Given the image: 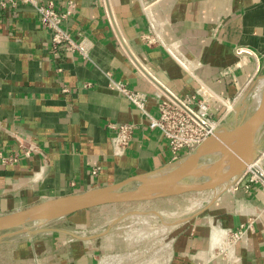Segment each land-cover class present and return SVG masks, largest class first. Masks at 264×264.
Wrapping results in <instances>:
<instances>
[{
  "label": "crops",
  "instance_id": "0c3cea01",
  "mask_svg": "<svg viewBox=\"0 0 264 264\" xmlns=\"http://www.w3.org/2000/svg\"><path fill=\"white\" fill-rule=\"evenodd\" d=\"M55 1L61 10L66 7L67 0ZM75 1L77 13L66 25L74 36L82 30L94 42L89 59L77 52L54 54L52 32L34 7L0 10V216L51 198L129 185L138 175L170 166L173 154L162 132L109 86L112 77L133 89L155 90L120 49L119 33L127 53L133 50L176 94L200 88L217 96V116L231 113L227 101L264 74V0ZM146 3L163 28L164 43L152 47L141 39L149 23ZM147 109L158 114L153 99ZM111 122L135 127L122 156L112 151ZM14 132L37 149L23 154ZM14 155L17 161L3 160ZM251 176L238 177L172 227L166 244L133 241V234L117 233L110 222L93 228L98 233L92 238L74 235L99 220L95 208L109 213L118 204L113 203L54 219L34 232L1 231L0 264H138L136 253L146 255L147 264H264V179ZM241 228L243 235L229 242L230 231Z\"/></svg>",
  "mask_w": 264,
  "mask_h": 264
},
{
  "label": "built area",
  "instance_id": "2783aa9c",
  "mask_svg": "<svg viewBox=\"0 0 264 264\" xmlns=\"http://www.w3.org/2000/svg\"><path fill=\"white\" fill-rule=\"evenodd\" d=\"M106 3V0H103ZM21 5H29L35 8L38 13L40 23L49 28L52 32L50 46L54 54L60 51L79 53L83 58L89 59L92 56L94 42L82 30L78 31L74 36L72 31L67 27V20L77 13V4L75 0H67L66 7L61 10L55 0H0V10L7 11L18 9ZM151 5L145 4L148 13V29L141 34L143 43L149 47L164 43L162 21L158 20L156 15L151 11ZM111 21L115 23L112 13H108ZM119 46L124 51L134 65L141 73L139 59L130 49V54L125 50L124 43L128 45L125 38L119 33ZM141 64V63H140ZM142 74L149 78L155 86L153 93L130 88L124 81L116 80L111 77L109 86L112 89L125 95L135 106L143 113H146L150 120L149 125L152 128L159 129L167 139L169 148L172 151L173 158L171 164H175L183 160L187 155L194 152L197 147L202 144L217 127L222 123L226 115L217 116L214 110L216 102L219 98L214 94H206L200 88L195 92L180 96L171 91L165 84L157 79L147 68ZM61 70V68H59ZM148 72V73H147ZM156 80L152 79L151 76ZM86 82V86L90 85ZM244 89H242L243 91ZM241 92V90H240ZM239 92V94H240ZM238 94V96H239ZM150 99L155 100L158 108V114H152L147 109ZM110 126L114 129L111 137L112 151L116 156H122L126 153L134 133V124L131 122H111ZM15 138L19 142V146L23 154L29 156L32 150H36L30 138L21 133L14 132ZM261 153V152H260ZM18 155L3 157V160L17 161ZM98 168L94 169L96 172ZM250 168L243 172L245 175ZM241 175V176H242ZM253 180H261L262 178L256 174L252 176ZM237 181V180H236ZM235 181V182H236ZM39 223V222H37ZM244 227V225H242ZM98 232L85 227H79L75 232V236L89 239L94 237ZM244 230H231L227 235V240H235L241 237Z\"/></svg>",
  "mask_w": 264,
  "mask_h": 264
},
{
  "label": "water",
  "instance_id": "95a60500",
  "mask_svg": "<svg viewBox=\"0 0 264 264\" xmlns=\"http://www.w3.org/2000/svg\"><path fill=\"white\" fill-rule=\"evenodd\" d=\"M151 78L154 79L152 76ZM242 108V104H237L235 110L228 114L214 133L180 162L150 174L136 176L134 180L137 181V185L128 187L125 181L43 200L24 209L1 215L0 232L20 224L25 231H29L25 223L32 220L37 221L41 216L44 217L43 220L48 221L96 206L143 201L157 196L189 191L209 190L224 187L232 181L235 182L256 161L264 149V142H259L257 139V132L264 123V90L261 102L253 113L248 116L242 112ZM217 151L234 158L236 166L230 176L220 174L221 177L213 176L208 181L182 182L188 175L198 173L195 169L204 155Z\"/></svg>",
  "mask_w": 264,
  "mask_h": 264
},
{
  "label": "rangeland",
  "instance_id": "374dc122",
  "mask_svg": "<svg viewBox=\"0 0 264 264\" xmlns=\"http://www.w3.org/2000/svg\"><path fill=\"white\" fill-rule=\"evenodd\" d=\"M262 77H264V74L258 76L249 86L243 88V91L241 89L239 96H237L234 100L227 101L226 105L228 109L230 104L232 108L233 105L242 104L243 113H246L248 116L253 113L254 108L258 104L251 102V100L253 101V99L251 98L255 94L257 84ZM204 92L206 94H209V92L205 90ZM229 111L231 112V110ZM228 114L230 113L227 112L226 114V112H224L223 116ZM224 120L225 118H223V121ZM257 139L259 142H264V123L257 132ZM263 153L264 149L261 151L259 157L255 161L256 163L260 158H262V166L260 167V169L258 168L260 170L259 173H264ZM200 165L202 164L199 162L195 170L202 171L206 168L205 164L202 166ZM247 174L258 175L257 171L253 169H250ZM233 183L234 181L230 182L224 188L229 187V185L231 186ZM137 184V181H133L131 184L128 185V187H133ZM215 190L216 189L214 188L203 191H189L178 194L157 196L143 201L118 203L112 209L113 211H110L111 213H107L108 208H95L93 210V213L94 215H96L97 218H99V220L91 226L83 225V227L87 229H93L95 227H98L100 228V230H102V228L105 227L103 222H110L111 225L117 226V233L125 231L130 235L133 234V241L137 240L139 242H145V239L150 238L154 240L152 243V247H155L158 244H166L169 239L170 230H173V228L177 229L178 226H180L185 219L202 210L207 205L209 201L208 198H210L215 193ZM52 220L54 219L48 221H27L25 223V226L29 231L34 232L36 230H39L41 226H43L44 224H48ZM13 228H23V226L22 224H20ZM133 257L134 261L136 260L138 264H147V262H149L150 260L148 257H146V255L143 256L139 253H136V255L132 256V258ZM125 259H123V263L126 261Z\"/></svg>",
  "mask_w": 264,
  "mask_h": 264
},
{
  "label": "bare ground",
  "instance_id": "6f19581e",
  "mask_svg": "<svg viewBox=\"0 0 264 264\" xmlns=\"http://www.w3.org/2000/svg\"><path fill=\"white\" fill-rule=\"evenodd\" d=\"M151 7V6H150ZM130 52V50H129ZM140 62V60H139ZM141 63V62H140ZM139 63V66L140 68L142 69L143 71V68H142V63L140 64ZM141 74H143L141 72ZM169 88V87H168ZM171 90V89H170ZM203 90V89H202ZM263 90H264V77H262L258 84H257V88H256V92L255 94L252 96L251 99H253V101L251 100V102H254V103H257L258 105L254 108V111L258 108L260 102H261V99H262V95H263ZM172 91V90H171ZM208 91V90H207ZM209 92V91H208ZM245 102V101H244ZM235 106L233 107V109L231 110L234 111L235 110ZM228 115H226L227 117ZM257 160V159H256ZM200 163L202 165H206V168L203 169L202 171H198V173L196 174H192V175H188L186 178L183 179L182 182H185V183H193V182H203V181H208L210 180L213 176H220V173H222L223 175L222 176H230L234 170H235V166H236V162L234 160V158L232 156H230L229 154H223V153H220V152H212V153H208L206 155H204L201 159H200ZM255 163V162H254ZM252 164L249 168L250 169H253L255 171H257L258 175L261 177V178H264V173H259V169L260 167L262 166V158H260L255 164ZM200 165V166H202ZM256 165V166H254ZM259 168V169H258ZM221 177V176H220ZM229 184V183H228ZM227 184V185H228ZM226 185V186H227ZM230 186V185H229ZM225 187V186H224ZM223 186L221 187H217L215 188V193L210 197L208 198V203L211 202L215 196L218 194L219 191H221L223 188ZM203 202V201H202ZM205 202V200H204ZM207 203V204H208ZM44 217H39L37 219V221H42Z\"/></svg>",
  "mask_w": 264,
  "mask_h": 264
}]
</instances>
